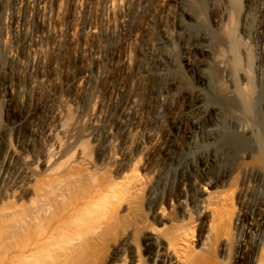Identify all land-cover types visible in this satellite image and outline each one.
Instances as JSON below:
<instances>
[{"label":"bare ground","instance_id":"bare-ground-1","mask_svg":"<svg viewBox=\"0 0 264 264\" xmlns=\"http://www.w3.org/2000/svg\"><path fill=\"white\" fill-rule=\"evenodd\" d=\"M3 1L6 5L0 10V45L4 59L10 63L19 62L22 75L33 71L23 87L15 89L7 84L0 88L4 103L14 95L23 100L26 95L52 84L50 76L39 71L40 62L45 54H55L64 42L67 41L69 52L78 55L76 58L80 55L79 60L85 51L88 56L87 60H80L81 69L76 76H70L73 71L69 67L63 68L65 77H73L69 80L72 92L53 107L51 120L41 132L37 131L38 149L29 143L22 146L17 142V130L24 118L10 120L5 111H0V264H104L107 255L111 256L108 264H121L125 257H129L128 264H264V172L258 171L253 180H245V193L239 199L247 204L255 196L262 199L261 203L249 212L241 208L234 217L227 208V193L209 175L216 151L212 155L199 154L197 159L191 160L187 180L182 182L184 193L174 202L179 213L163 214L160 200L153 208L147 207L150 215L141 220L134 219V211L140 206L136 195L119 182H103L104 175H97L107 163L119 160V152L128 142L134 147L127 158L129 161L144 149L153 153L162 145L160 133L147 130L137 116V94L122 98L125 80H119L117 86L105 94L99 88L106 82L109 67L125 74L130 70L136 35L124 41L126 50L110 60L109 65L105 64L107 58L100 45L94 47L92 43L103 32L122 38L128 14L140 0H102L101 21L92 17V11L98 7L91 0H55L50 9L48 5V10L49 0ZM246 5V15L250 11L254 15L250 21H255L252 37L256 35L259 82L264 79V0H246ZM66 10L69 18L64 22ZM35 21L41 22L40 29H32V25L37 24ZM48 34L52 35L51 42L46 41ZM232 40L228 37L227 47L234 55L237 41ZM223 43L220 41L218 45L224 46ZM221 47L212 52L214 48L211 50L210 45L201 46L196 55L197 65L205 66L210 58L217 68L224 69L229 53ZM191 59L188 50L184 63L189 65ZM205 78L200 72L197 81L204 84ZM247 78L243 77L249 85L252 80ZM207 84L211 85L209 80ZM235 86L227 88V97L220 101L223 106L235 109L228 113L237 119V124L230 128L232 131L229 127L227 130L221 128L224 130H220L217 138L223 143L221 145L238 143L241 134L252 132L248 122L249 97ZM201 92L196 88V96ZM192 107L191 126L185 136L186 143L196 147L197 139L202 143L211 139L213 129L210 128L217 117L215 110L207 109L201 99L195 100ZM68 109L72 114L70 119L65 113ZM224 115L222 118L227 119ZM25 118L35 133V115ZM221 123L226 126L225 122ZM173 127L178 129L179 125L174 123ZM87 140L95 142L99 150L96 160L85 148ZM245 145L243 150H253L250 144ZM253 153L240 155L258 164L259 159ZM233 173L229 171L221 183L234 179ZM155 193L152 187L148 189V201ZM232 217L239 228L231 243Z\"/></svg>","mask_w":264,"mask_h":264},{"label":"rangeland","instance_id":"rangeland-1","mask_svg":"<svg viewBox=\"0 0 264 264\" xmlns=\"http://www.w3.org/2000/svg\"><path fill=\"white\" fill-rule=\"evenodd\" d=\"M198 1L140 0L137 2V8L134 7L130 10V15L128 14V22L122 38L113 37L107 32H103L98 36L99 39L95 38L92 42L94 47L100 45L99 47L102 53H104V58H107L105 64H108L110 60L115 59L126 50L127 47L124 41L136 35L135 51L133 52L134 59L130 70L127 71L126 74L122 73L120 70L121 74L118 69H115L118 70L115 71L113 68L109 67L110 71L107 67V72H109L108 74L106 72V82H103L104 85H102L103 83L101 86L99 85V88H101V91H105V94L107 91L110 92L111 89L113 90L117 86L119 80H125L124 92L121 94L122 98H125L128 94H137V98H139L138 118L147 130L157 131L158 134L160 133L162 136L163 143L161 142L162 145L160 144L161 146L153 152L154 154L144 149V151L137 154L131 161H129V159L127 160V158L133 153L134 147L128 142L126 147L119 152V160L115 163L103 165L104 167L98 171L97 174L99 177L101 174L104 175L103 182H112V180L117 181L123 188H128L131 193H134V196L136 195L135 197L139 200L140 205H138V208L136 207V212L134 211V219L137 220L149 217L150 211L147 207L150 206L153 208L156 202L160 200L162 202L161 212L163 214L177 215V213H179V208L174 202L184 193L182 182L187 180L188 168L191 160L197 159L199 154H204L203 156H205L216 153L215 156L217 157L214 159L215 162L211 166L209 175L215 183L220 185L219 188L227 193L229 201L227 208L228 210L230 208L232 214L234 213V217L241 208H243V210L245 209L243 212H249L262 201L260 197L255 196H253L247 204L239 200L245 193V180H253L258 174V171L259 173L264 172V79L262 78L261 81L258 82L257 72L259 69L257 68H259V65L257 63L258 54L255 47L256 35L255 38L252 37L255 33V31H252L254 30L255 21L254 19L250 21V19L254 18V15L251 13L252 11L246 15V0ZM3 2V0H0V10L6 5V1ZM48 2L50 4H47V10L48 5L50 9V7H52L51 5L55 3V0H49ZM91 2L98 7L97 9L95 7V11H92V17L97 21H101L99 9L102 0H91ZM67 11L68 10H66V13L63 15L64 22L69 18V11ZM245 19L247 22L249 20V23H247ZM35 22H37V24L34 23L32 29H40L41 22ZM49 23L52 25V22ZM244 26L246 28L248 27L247 31L252 32L245 31L246 28ZM250 27L252 28L250 29ZM1 29L0 25V32ZM227 31L229 32L227 33ZM243 32L247 33H244V35ZM249 33H251V36ZM46 36V41L51 42L49 40H52V35L48 34ZM248 36H250L251 39L250 37L248 38ZM228 37L231 40L233 39L232 41H237L234 43L235 47H237V49L235 48L234 55H232V52L228 51ZM220 41L225 43H223L224 46L222 44L218 45ZM254 43L255 45H253ZM207 44L212 47L211 50L214 48L212 52H216L219 46H222L221 48L224 47L223 50H227L226 52L229 53V60L224 69L217 68L210 58L205 66L199 67L197 65L196 55H198L197 53H199L201 46ZM62 45L63 46H61L59 50L55 51V54L54 52L45 54L43 60H40V69L38 68L42 75H48V77L50 76L49 78L53 80L52 84H49L53 85L52 87L49 85L45 86L47 90L45 87H43L44 90L40 88L38 91L26 95L24 98L25 100H20L14 95L8 103H4L0 97V111H5L10 120L24 118L17 130V142L19 145L21 144L24 146L29 143L34 149L39 148L36 134L41 132L51 120L53 107L59 104L67 94L72 92L70 81L73 77L70 76H76L81 69V61L87 60L88 51L81 54L80 61L78 59L80 55L76 58L78 55L69 52L70 48L67 41ZM20 49H22L20 52L23 53V48H21V46ZM188 50L192 54V59L190 64L186 65L184 63V56ZM3 53V47L0 45V88H4L7 84H10L15 89L23 87L25 85L24 83H27L29 76L33 75V73L31 74L33 71L26 73V75H24L25 73L22 75V73H20L22 69L18 64L19 62L13 61L10 63L4 59ZM68 67L73 72H71L72 74L69 77H65L64 71L62 70ZM245 69H247V71ZM40 72L38 74H41ZM200 72L206 77L204 84H199L197 81V76ZM122 76H124V78ZM244 76L245 78L247 76V79H250L249 81L252 80V82H250L252 86L251 84L248 85L247 81L243 79ZM206 79L207 82L209 80L211 87L208 86ZM245 84L247 86H245ZM103 86L105 88H103ZM233 86H235V88L237 87L241 93L249 97L250 120L248 119V122L252 135L251 133L245 132L241 134L243 139L239 136V144L234 143L232 145L225 143L226 145H221L223 143H221L220 138L217 139L220 137L219 135H221V132L224 129L227 130L228 127V129L232 131L231 129L237 124V119H235L234 116H230L228 113V111L233 113L235 109H232V107L229 109L220 102L224 100L222 98L227 97V88L230 89ZM196 88L201 89L203 91L201 92L202 94L200 93L196 96ZM87 98L89 99V96L86 97V100ZM197 99H201L203 104L208 106L207 109L215 110L217 120L215 121V125L210 128V130L213 129L211 131V139L205 143L197 139L199 143L196 141L197 145L195 144L196 147H194L186 143L187 139L185 133L191 126V117L194 113L192 104ZM65 113H67L66 117L70 119L72 116L70 109L65 111ZM223 114H225L224 116H226L227 119L225 117L222 118ZM31 115H35L36 117L35 133L30 130V126L27 122L28 118H25V116L30 117ZM112 115L114 116V112ZM221 122H225L227 127L221 125L224 124ZM174 123L179 125L178 129L173 127ZM221 128L224 129L221 130ZM246 133L248 134L246 135ZM249 135L251 137H249ZM128 140L130 141V136H128ZM218 142H220L219 145H221L222 148L217 147L219 146ZM246 143L250 144L254 151L250 149L243 150ZM85 148H87L91 158L96 160L99 150H96L95 142L87 140L85 142ZM214 150L216 151L215 153ZM243 152L244 154L254 152L253 154H256L255 156L259 159L258 164L249 159H244V157L242 159L241 155ZM231 170L234 171L232 176L234 179H231L229 183L222 184L221 182L225 175ZM102 179L101 177V180ZM151 187L152 190L156 192V195L152 200L148 201L147 191ZM170 202L171 205L169 204ZM240 203H242V205ZM234 217L231 218L232 220L229 228L231 229L229 230V241L231 243L239 228V224L235 223ZM193 227V230L196 231L197 225L194 224ZM128 258L129 257H125V261L121 262V264H128ZM110 260L111 256L107 255L104 264H108Z\"/></svg>","mask_w":264,"mask_h":264}]
</instances>
